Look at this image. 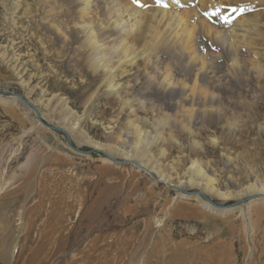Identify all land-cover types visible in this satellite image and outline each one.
Wrapping results in <instances>:
<instances>
[{
    "label": "rangeland",
    "instance_id": "rangeland-1",
    "mask_svg": "<svg viewBox=\"0 0 264 264\" xmlns=\"http://www.w3.org/2000/svg\"><path fill=\"white\" fill-rule=\"evenodd\" d=\"M8 19L0 6V188L5 185L0 264H8L17 237L12 264H264V204L210 199L205 188L190 182L189 173L183 174L198 160L221 191L236 193L264 183L263 102L237 92L223 105L236 114L220 123L206 120L196 137L187 131L175 141L174 132L166 130L162 169L175 166L170 175L177 186L156 183L121 155L111 159L65 137L57 127L69 125L73 112L83 114L82 100L93 79L87 69H73L67 57L43 52L39 41L10 38ZM61 99L71 112L47 107ZM24 100L37 112L29 111ZM102 104L82 128L108 144L101 124L118 120L117 130L125 132L127 121L135 118L122 112L121 103L103 99ZM40 113L46 119L38 118ZM138 115L147 128L144 121L153 120V114ZM195 141L200 144L194 148ZM161 148L150 149L156 159ZM177 192L182 197L171 205ZM201 200L221 208L208 211ZM255 212L258 223L248 232L241 215L255 220Z\"/></svg>",
    "mask_w": 264,
    "mask_h": 264
},
{
    "label": "bare ground",
    "instance_id": "bare-ground-1",
    "mask_svg": "<svg viewBox=\"0 0 264 264\" xmlns=\"http://www.w3.org/2000/svg\"><path fill=\"white\" fill-rule=\"evenodd\" d=\"M139 4L143 6L133 0H0L9 18L10 38L39 41L43 52L67 57L73 69H87L93 79L90 93L82 100L83 114L73 112L69 125L57 127L65 137L111 159L121 155L154 176V182L160 179L172 185L170 174L175 166L162 169L166 130L174 132L175 141L187 131L196 137L206 120L220 123L223 117L236 114L223 105L237 92L248 101L264 103V0H139ZM103 99L121 103L122 112L135 118L127 121L125 132L117 130L118 120L101 124L108 144L93 139L82 128L85 119L97 115ZM24 103L29 111H36L33 103ZM47 107L63 114L71 112L62 99ZM139 112L153 114V120L144 121L150 131L140 124ZM43 117L46 119L44 114L38 116ZM158 146H162L159 160L150 151ZM188 173L190 182L205 188L202 192L210 199H249L250 206L264 204L262 182L231 193L216 188L198 160L183 172ZM179 197L177 192L171 205ZM200 202L208 211L221 208L211 201ZM254 216L257 219L248 213L241 215L248 232L254 231L259 212ZM19 239L9 247L8 264L15 259Z\"/></svg>",
    "mask_w": 264,
    "mask_h": 264
},
{
    "label": "snow or ice",
    "instance_id": "snow-or-ice-1",
    "mask_svg": "<svg viewBox=\"0 0 264 264\" xmlns=\"http://www.w3.org/2000/svg\"><path fill=\"white\" fill-rule=\"evenodd\" d=\"M133 3H136V4H138L139 6H143V5H140V4H139V0H133Z\"/></svg>",
    "mask_w": 264,
    "mask_h": 264
},
{
    "label": "water",
    "instance_id": "water-1",
    "mask_svg": "<svg viewBox=\"0 0 264 264\" xmlns=\"http://www.w3.org/2000/svg\"><path fill=\"white\" fill-rule=\"evenodd\" d=\"M29 105H31V104L29 103Z\"/></svg>",
    "mask_w": 264,
    "mask_h": 264
}]
</instances>
